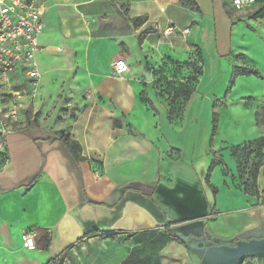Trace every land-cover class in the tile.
Segmentation results:
<instances>
[{"label":"crops","instance_id":"obj_1","mask_svg":"<svg viewBox=\"0 0 264 264\" xmlns=\"http://www.w3.org/2000/svg\"><path fill=\"white\" fill-rule=\"evenodd\" d=\"M36 2L44 8L43 50L36 55L40 91L45 83L48 92L54 88L50 80L61 64L48 56L53 50L47 44H60L67 49L64 59L74 55L71 86L79 109L65 134L52 127L19 128L8 137V162L0 171V264H47L62 256L65 264H148L147 245L157 264H183L204 256L199 246L206 251L207 239H256L263 248L245 252L235 264H264V169L257 195L237 190L229 180L217 182L212 174L209 184L218 189L212 197L206 183L211 156H196L197 132L188 163L181 144L172 140L184 134L187 123L199 124L200 116L188 111L195 94L204 96L197 92L204 75L198 44L216 35V58L231 61L240 51L233 46L238 33L243 37L252 29L264 35V18L251 19L260 5L236 11L232 0H196L199 11H194L180 0ZM168 27L190 29V35L166 38ZM196 47L202 52V76L181 119L170 121L151 73L164 69L169 58L188 60ZM120 58L128 73L110 77V65ZM144 89L154 111L140 100ZM62 135L80 144L79 160L57 139ZM205 194L211 199L208 213ZM201 207V228L193 227L189 236L175 232L189 221L184 214L197 215ZM26 228L35 234V251L24 246Z\"/></svg>","mask_w":264,"mask_h":264},{"label":"rangeland","instance_id":"obj_2","mask_svg":"<svg viewBox=\"0 0 264 264\" xmlns=\"http://www.w3.org/2000/svg\"><path fill=\"white\" fill-rule=\"evenodd\" d=\"M242 25L246 27L245 22ZM248 31L249 33L243 37H240L239 33L235 38L233 37V43L236 44H233V46L240 51L234 56L231 55V61L229 62H225L227 60L226 57H222V59L225 58L224 61H222L221 57L216 58L215 49L213 48V40L216 35H211L209 40H205L203 46L198 44L204 56V75L202 77L203 82H201L197 92L202 93L201 95L204 96L195 94L190 101L188 111L190 114L195 112L200 116L199 124L189 125L187 123L186 128H184V134L178 133L176 134L178 136H172V140H177L176 143L179 142L178 144H181L180 148L184 152L183 160L188 163L189 161L187 160L190 158L194 145L192 140V138L194 139L193 133L197 132L196 156L200 158L205 155L208 158L210 153L212 162L215 153L218 151L219 156L217 155V157L222 160L221 165L216 166L211 172V175H214V179L217 182L220 181L219 179H223L224 183L225 180H229L237 190L257 195L256 189L258 190V186H254V171L251 172V168L254 163L258 162L259 157L254 153L246 158L244 151L240 150L241 152L239 151L237 154L234 152L235 145H243L248 141H254L264 136V131L261 133V130H264V35H259L258 32L255 33L252 29H248ZM228 36L230 39V32ZM47 45L51 46L53 50L48 56L53 61L58 58L61 63L57 66L59 72L53 73L56 76H52L53 79L52 81L50 80L54 84V88H50L48 92L45 83L43 91L39 89L36 99L27 111L26 119H21L19 128L23 132L31 128L52 127V129H56V134H65L70 129V123L74 120V116H76L79 109L77 107L78 104H74V91H72L73 88L71 86L74 81V69L72 68L74 55L71 56L69 53L68 59H64L63 55L67 52L65 47L55 43ZM58 48L60 52H57ZM240 52H244L247 55L246 58L240 57ZM188 59L191 60V56ZM235 68L252 69L259 75H238L232 82ZM161 69L160 78L162 80H156L154 89L164 99L167 108L173 107V109L179 110L178 106H181L182 101L178 100V97L174 98L178 88L176 89L177 91H174L172 84H180L181 81L179 80L186 79L189 72H181L182 70L174 64L172 66L164 64V69ZM62 70L66 71L62 72ZM151 74L156 78L159 75V70L155 69ZM193 75L194 72H190L191 78ZM44 78L43 76V81ZM168 81L171 86L167 83ZM255 111L258 116L256 124L254 123ZM214 126H216V133L213 136ZM176 127L178 128L179 126ZM212 137L213 144L211 145ZM172 143L175 142L172 141ZM204 148L207 153H204ZM177 167L186 169L185 166L181 165ZM262 170L263 167L259 173ZM204 199L208 205V210H206L208 213L212 209L211 199L206 194ZM225 204L228 207L231 206L228 201ZM223 215L224 213L221 216ZM183 216H188L189 221L181 223L179 225L181 228H177L175 232L189 236L193 227H202L204 222L202 207L197 211V215L184 214ZM248 216L252 219L255 218V214ZM261 223L264 225V219ZM248 234L247 236L252 238L253 235L251 233ZM226 243L231 245L212 246V244H207L206 251H204V246L200 245L199 251L204 256L195 258L191 263L184 261L183 264H235L237 261L241 262L244 259L246 256L244 255L245 252H254L258 248H263V246L258 247L259 244L256 239H251L250 241L238 239ZM236 244H238L237 247H235ZM143 255L148 264H157L151 246L147 245L143 248Z\"/></svg>","mask_w":264,"mask_h":264},{"label":"built area","instance_id":"obj_3","mask_svg":"<svg viewBox=\"0 0 264 264\" xmlns=\"http://www.w3.org/2000/svg\"><path fill=\"white\" fill-rule=\"evenodd\" d=\"M258 0H232L236 11L257 4ZM44 8L36 0H0V171L8 162V137L19 130L40 89L41 73L36 55L43 48L39 38L44 32ZM183 31L168 27L163 36L187 37ZM110 77L123 78L129 71L124 58L110 65ZM3 163V164H2ZM24 246L37 249L35 234L26 228L21 232Z\"/></svg>","mask_w":264,"mask_h":264},{"label":"trees","instance_id":"obj_4","mask_svg":"<svg viewBox=\"0 0 264 264\" xmlns=\"http://www.w3.org/2000/svg\"><path fill=\"white\" fill-rule=\"evenodd\" d=\"M180 4L183 7H188L194 11H199V7H198L196 0H180ZM257 4L260 5V7L256 12H254L251 15V19H253V20L264 18V0H258ZM233 25L234 24H232V26ZM140 43H142L141 38H140ZM191 58H192L191 60L188 59L184 62L174 61V60L169 58L167 60V62L165 63V64H167V66H172V64H174L177 68H180V70H182L181 72H186V73L189 72L186 79L179 80V81H181L180 84H172L174 91L178 90L177 94H176V96H174V98L178 97V100H181L182 104H181V106H178L179 110L173 109V107L169 108L168 119L170 121H175V120L181 119V117L183 116V114L185 112V108H186L191 96L194 94V92L196 90V86L198 84L199 78L202 76L203 57H202V52L198 47H196L195 54H192ZM195 65H196V67H195ZM161 72H162V69L160 68L159 69V75L156 76L158 80H162V78H160ZM190 72H194V75L192 76V78L190 76ZM238 75H256V76H258L259 74L252 69L235 68L233 71L232 82L234 81V79ZM156 82H155V84H156ZM167 83L170 84L169 81ZM169 86H171V84ZM140 100L143 104L147 105L151 110H153V111L155 110V107H154L153 103L151 102V100L149 99L145 89L143 90V92L140 95ZM256 118H258L257 114H256ZM114 125L116 127L121 126V124H119L117 121L114 122ZM215 130H216V126H214L213 136L216 133ZM57 139L64 143V145L69 149L70 153L72 154V156L76 160L80 159V154L82 152V149H81L80 144L77 141H73L72 139H70L69 136H65V135L59 136ZM210 144L211 145L213 144V137L211 138ZM240 150L244 151L246 158H248L249 156H251L254 153L256 154L257 157H259L258 162L254 163L252 165V168H251V172L254 171L253 181H254V186H255V185H257L258 176L260 175V173H259L260 169L262 167L264 169V136L254 140V141H249V142L244 143L243 145H238V146L234 147V152L236 154ZM221 163H222V160H220L216 156V153H215L214 158H213V160L210 164V167L208 169L207 176H206V183H207L208 187H210L211 190L213 191L214 196H216L218 189L216 187H214L213 185L209 184V179H210V175H211V172L213 171V169L216 166L221 165ZM0 164H1V162H0ZM36 182H37V180H34L30 185H28L25 188V191L29 192L36 185ZM257 192H258V190L256 189V194H258ZM65 258L66 257L62 256L56 262H54V263L49 262L47 264H65Z\"/></svg>","mask_w":264,"mask_h":264},{"label":"water","instance_id":"obj_5","mask_svg":"<svg viewBox=\"0 0 264 264\" xmlns=\"http://www.w3.org/2000/svg\"><path fill=\"white\" fill-rule=\"evenodd\" d=\"M239 240L245 241V240H242V239H239ZM207 241L210 242L211 244H214V245H216V244H218V245H227V246L231 245L230 243H226L224 241H220L218 243H216L214 240H210V239H207Z\"/></svg>","mask_w":264,"mask_h":264}]
</instances>
